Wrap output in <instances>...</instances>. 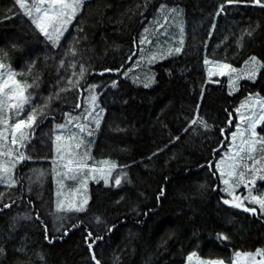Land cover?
<instances>
[{
  "label": "trees",
  "instance_id": "obj_1",
  "mask_svg": "<svg viewBox=\"0 0 264 264\" xmlns=\"http://www.w3.org/2000/svg\"><path fill=\"white\" fill-rule=\"evenodd\" d=\"M162 5L175 10L169 15L179 14L181 51L137 64L142 31L158 23L153 20ZM61 41L53 47L16 0H0V63L29 86L23 110L8 107L3 114L5 144L17 146L10 140L17 120L37 115L25 130L27 158L7 164L16 183H0V264H187L189 253L229 264L238 251L264 249L259 205H225L220 174H212L236 128L239 102L247 95L264 101V67L234 92L227 87L229 72L207 75L208 63L240 68L256 57L264 64V7L249 0H85ZM148 71L152 80L145 87ZM90 85L96 87L90 91ZM92 95L104 111L78 150L87 152L91 166L109 161L116 167L107 185L89 184L83 211L60 215L53 183L59 169L45 165L54 156L53 135L64 130L57 126L72 124L68 115L92 112ZM261 138L264 122L257 127ZM252 156L249 163L262 161V143ZM31 164L44 166L27 177ZM257 171L256 182L243 191L262 198L264 167Z\"/></svg>",
  "mask_w": 264,
  "mask_h": 264
},
{
  "label": "snow or ice",
  "instance_id": "obj_2",
  "mask_svg": "<svg viewBox=\"0 0 264 264\" xmlns=\"http://www.w3.org/2000/svg\"><path fill=\"white\" fill-rule=\"evenodd\" d=\"M17 4L20 5L21 9L24 10V14L31 18L32 24L40 31L42 35H44L48 41L56 47L58 43H62L61 37L64 36L65 30L69 28L73 17L76 16L77 12L80 10V6L82 0H39V3L35 4L34 6H28L25 4L24 0H16ZM227 3L231 4L234 0H226ZM250 3L254 5H261L264 7V0H249ZM47 5V6H44ZM164 6L162 5V9ZM223 5L221 6V9ZM169 11H175L169 10ZM141 42L143 43V36L141 37ZM183 43V41H181ZM175 53H179L181 51L180 47H176L174 49ZM171 54V50L168 53ZM162 58V57H161ZM251 65L248 71L245 73L249 80L255 79L257 71L264 67V64H261L259 61L256 60V57H251ZM205 63H208V60H205ZM249 62L246 61V64ZM222 69L230 68V65H222ZM105 71H110L109 69H105ZM116 71H119L117 69ZM234 71V70H233ZM85 73V68L81 66L80 68V77H83ZM15 72L11 70L10 67L5 66L3 63H0V113L3 112L5 107H9L16 110H23L25 104L28 103L29 97L25 94L26 89L29 87L26 84H23L21 81L15 79ZM116 81H113V86L116 85ZM230 83H234V81H230ZM95 85H90L89 90L91 91L95 88ZM145 87H148V84H145ZM96 96H91L92 105L95 107ZM8 101H13V103L9 104ZM77 107H80L77 104ZM249 108L253 110V114L251 116L245 117L243 115H239L238 119L241 121H245L247 124V128L244 131H241L240 125H237V131L232 133L233 138V145H229V152L225 154V157H222L220 160L215 161V170L212 171V174L215 175L216 172L220 173L221 183L224 185L220 190L222 192L227 193L232 198L224 199L223 203L225 205H232L235 208H244L243 203L241 202L242 199H248L249 197H240L235 195V189L238 188L241 184H243L246 188L248 187V180L245 178V172L241 171V169L247 168L246 157L251 158V155L255 149V145L257 144V132L256 126L264 122V101L259 102V118H257V114L255 113V105H249ZM35 111V110H34ZM39 115H43V113H39ZM67 115V114H66ZM37 119V115L33 112H30L27 116V119H19L16 121L15 124L11 126L12 128V143L17 144L19 140L21 143H26L29 139L28 135L26 134V129H30L34 122ZM78 119V118H77ZM87 121V117H84ZM2 122V120H0ZM95 123L99 125L100 121L96 120ZM201 124L205 127H208L201 119ZM59 128H64V125H58ZM76 127L80 129L81 133L86 131V125L77 123ZM224 130L221 129V132ZM88 135H91V132H88ZM237 136L241 137V143L238 146L239 150L234 148L235 140ZM245 136H248V139H244ZM5 133L0 131V157L4 155L9 156V161L5 162L0 160V181L7 182V183H16L15 180H12L11 177L8 175L10 168L7 164H11V167H15L17 163L21 162L25 159L24 154L21 153L15 161L11 160L12 152L11 150L5 153L3 151L4 148L7 147L6 144L2 143L4 140ZM54 144L59 145L57 156L59 157L60 161H64V153L66 151L65 145L62 143V137L56 136L55 140L53 141ZM261 143L264 145V138H261ZM83 144V140L80 141L76 145L79 148ZM216 151L215 149L213 150ZM73 158L69 160L67 163H63L62 167L66 169L65 175L68 173H72L73 178L84 175L86 178H90L93 180L102 179L103 182L107 185L109 183V176L112 174V169L116 167L114 162L103 161L104 167H89L87 161L89 159L87 152L83 155H77L73 153H68ZM54 165L57 161L53 160ZM255 164V161H253ZM212 161L209 162L210 170H211ZM55 172V168L53 169ZM227 177V178H225ZM257 177L253 176L252 183L256 182ZM260 180L264 181V176L259 177ZM116 184H120L121 177L117 176L115 178ZM83 183H87V179ZM251 196V193H249ZM159 199V197H158ZM251 199L259 205V209L261 213H264V197L257 198L251 197ZM87 204L86 199H82L77 203H70L65 207L64 203H58L57 208L63 212H81L84 210L85 205ZM8 207V205H5ZM246 212H255L254 208H245ZM39 219V217H37ZM75 227V225L73 226ZM45 239H48L47 229L45 230ZM91 232L88 233V236L85 237L87 240L91 237ZM220 238L227 239L228 237L220 234ZM96 241L93 240L92 243L88 244L89 250L92 249L93 244ZM3 250L0 249V252ZM196 253H189L188 260L191 261L192 257H194ZM255 255H259L261 258L259 260L255 259ZM243 256L244 259L241 260L240 257ZM95 260V256L92 257ZM96 264H100V261H96ZM199 264H223V261H204L200 260ZM232 264H264V249H257L256 254L250 253H240L239 251L236 252Z\"/></svg>",
  "mask_w": 264,
  "mask_h": 264
},
{
  "label": "rangeland",
  "instance_id": "obj_3",
  "mask_svg": "<svg viewBox=\"0 0 264 264\" xmlns=\"http://www.w3.org/2000/svg\"><path fill=\"white\" fill-rule=\"evenodd\" d=\"M84 1L85 0H82L80 10L77 12V14L81 11L82 6L84 4ZM24 2L26 5L31 7V6H34L35 4L39 3V0H31L30 2H28L27 0H24ZM44 6H47V5H44ZM169 10L170 9L169 8L166 9V7H164L163 9H162V6L159 7V10H158L159 13L155 16V18L153 20V22L158 21V23L154 24V25H150V26L143 29L142 34H141L143 36V43L140 40L141 49H140L139 56L137 58V64L139 62H142L143 64H146V65L151 64V63L159 60L161 57L163 58V57L169 55L168 53L170 50H171V54H172L173 52H175L174 49L176 47L182 48L183 43H181V42H180V45L177 44V46H174V47H173V45H174V41H178V42L183 41V39H184V30L182 31L183 25L180 21L179 14H176L175 12H173L169 15ZM74 18L75 17H73V19ZM67 30L68 29L65 30V33L67 32ZM62 37H61V39H62ZM248 62H249L248 64L245 63L240 68L230 66V68H225V69L221 68V66L225 65V64L208 63L207 64V75L209 77H221L226 72L227 73L229 72L230 74L227 77L228 78L227 87H228L230 92H232V91L234 92L235 89L237 88L240 80L248 79L247 75L245 73L248 71V69L251 65V60L249 59ZM257 73H256V75H257ZM143 77L145 80V84L151 82V80H152V75L149 73V71L146 73L144 72ZM230 81H234V83H230ZM260 101H263V100L258 96L247 95L243 100H241L239 102V104L237 106V110H236V115H237V120H238L237 125L238 124L240 125L241 131H244V129L247 128V124L245 121L239 120L238 116L239 115H243L245 117L251 116L253 114V110L249 108V105H255V113L257 114V118H259V113L261 111L259 108V102ZM8 103L11 104V103H13V101H8ZM99 104H100L99 101H96L95 107L93 108V111L90 113L82 111L76 115H68L67 118L69 119V121L72 124L65 122L63 132L59 131L58 134L55 133L53 135V139L55 138L56 135L61 136L62 137V143L65 145V148H66V151L64 153V161L62 162V161H60L59 157L57 156V151H58L59 145L55 144L54 156L52 158V163H50V165H45V166H55L56 168L59 169L57 172L54 173L55 175H53L54 176L53 183H54V208L57 211H59L60 215L63 213H65V215H67V214H71L73 212H63V211L59 210L57 208L58 203L63 202L65 207H67L68 204L77 203L78 201H80L82 199H86L88 201L89 195H88V193H86L87 192L86 190L88 189L89 184L92 181H96V180H98V181L101 180L102 183H104L102 179L93 180L90 178H86L84 175H79L75 178H73L72 173H68V175H65L64 173H65L66 169L64 167H62L63 163H67L69 160H71L73 158L71 155H68V153L82 155L81 152L78 150V148L75 147L74 145H77L78 143H80L81 140H83V144H85L87 139L84 138V132L81 133L80 129L76 127V124L77 123L85 124L86 125V132H90V130H94V128L97 126L95 121L96 120L100 121V118H101L102 113L104 111V109H102V110L100 109ZM7 108L8 107H5L3 112L0 113V120H2V122H0V131H3V132H4V126H5L3 114ZM84 117H87V121L84 119ZM237 125H236V128L233 132L237 131ZM259 125H261V124H258L256 126V132H257V127ZM59 130H61V129H59ZM64 135L66 137H64ZM70 138L72 141H70ZM244 139L245 140L248 139V136H245ZM10 140L12 142V136H11ZM2 143L5 144L4 141H2ZM228 143L229 144L227 146V149L225 150V152H223L222 156L218 160H220L222 157H225V154L229 152V145H233L232 135L230 136ZM240 143H241V137L237 136V138L235 140V144H234V148L236 150H239L238 146L240 145ZM257 143H261V139L260 140L257 139ZM6 149L16 151L18 156L21 153H23L24 157L27 158V155L25 152V143H21L20 141H17L16 147H13L12 145H7ZM90 153H91V151H90ZM251 158H253L252 155H251ZM251 158L246 157L245 162L247 163L248 167L241 169V171H244L245 174L248 173L249 177L255 176V174L259 173V171H257V170H259V168L264 167V166H262V163H264V158H262V161L255 159L254 160L255 164L253 162L249 163ZM54 159L57 161V163L55 165L53 163ZM50 162H51V160H50ZM87 163H88L89 167H97V168L104 167V166H91L88 161H87ZM30 166H32V167L29 170L23 172L24 175H26L27 177H30V176L33 177L34 173L36 174V173L40 172V168L38 166H44V165H42V164H31ZM253 173H255V174L253 175ZM43 174L46 176L47 171H45V173L41 172L40 178L43 176ZM8 175L10 177H12V171L11 170L9 171ZM109 178H110V176H109ZM225 178H227V177H225ZM85 179H87L86 184L83 183L85 181ZM31 181H34V178ZM2 182L3 181H0V183H2ZM251 184H253L252 178L250 180H248V187ZM244 188H246V187L243 184H241L238 188L235 189L234 194L238 195L240 197H246V196L249 197L248 199H242V201H241L243 203L244 207H246L247 204H250L251 201H253L251 199V197H256V195L253 194V192L251 191V196H249L250 192L247 191V189L245 191H243ZM226 195H227V198L229 200L232 198L227 193H226ZM57 219H59V216L57 217ZM240 259L243 260L244 257L241 256ZM259 259H256V260H259ZM200 260H202V259L194 256V257H192L191 261H189L187 264H199ZM204 261H206V260H204ZM232 261H233V259H232ZM232 261L229 264H232ZM209 262H211V261H209Z\"/></svg>",
  "mask_w": 264,
  "mask_h": 264
}]
</instances>
